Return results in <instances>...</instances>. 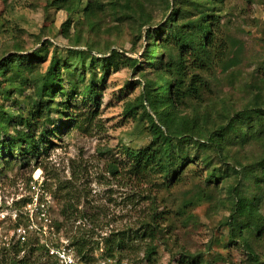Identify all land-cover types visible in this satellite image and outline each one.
I'll return each instance as SVG.
<instances>
[{"label": "rangeland", "instance_id": "rangeland-1", "mask_svg": "<svg viewBox=\"0 0 264 264\" xmlns=\"http://www.w3.org/2000/svg\"><path fill=\"white\" fill-rule=\"evenodd\" d=\"M98 1L101 9L95 15L70 20L65 8L50 0H0V60L12 52L28 54L39 49V55L29 58L31 72L24 68L14 75L10 86L21 84L22 91L13 89L6 96L3 88L9 86L6 78L10 75L0 73V106L12 110L16 120L18 115L26 116L31 103L35 104L31 79L39 83L54 57L74 71L67 75L64 68L61 75L71 97L57 93L52 103L67 100L66 108L56 105L64 113L49 115L56 126L60 117L62 129L46 135L39 121L33 125L34 135L44 140L46 149L36 157L0 154V159L9 160L0 164V264H60L48 252L50 246L69 249L75 264H146L148 238H128L124 249L114 250L109 258L104 239L116 231L133 234L144 222L157 229L151 241L155 248L152 264H177L181 258H188L189 264H251L247 247L237 231L234 238L230 236L226 219L236 192L255 197L258 220L264 225V167L260 166L264 115L233 123L234 130L219 140L218 147L201 136L232 123L236 112L253 108L256 95L264 110V0ZM175 9L179 13L174 19L181 24L194 20L201 10L217 13L219 30L213 37L209 63L200 66L192 54L183 56L185 68L197 74L199 96L176 110L193 119L200 132L193 133L191 142L181 141L174 148L183 166L175 184L164 188L162 175L156 171L133 173L126 150L151 140L148 119L140 109L145 79L151 77L145 54L151 43L158 58L156 34L166 36L167 20ZM152 33L153 39L147 37ZM87 46L95 58L114 50L113 61L102 69L91 64L88 54L83 52L81 58L77 52ZM73 81L77 92L71 95L68 83ZM93 83L96 104L79 92ZM147 110L157 122L153 111ZM73 119L79 124L74 125ZM52 127L48 123L46 130ZM18 128L13 122L8 135ZM162 142L167 140L162 138ZM40 197L43 215L34 218ZM63 206H69L68 218L60 215ZM31 217L57 243L36 241L37 228L24 226ZM243 234L263 256L264 233L256 236L246 226ZM73 235H84L85 258L69 245Z\"/></svg>", "mask_w": 264, "mask_h": 264}, {"label": "trees", "instance_id": "trees-1", "mask_svg": "<svg viewBox=\"0 0 264 264\" xmlns=\"http://www.w3.org/2000/svg\"><path fill=\"white\" fill-rule=\"evenodd\" d=\"M50 4L65 8L70 20H77L79 15L85 17L95 15V12L101 9V6H98L100 4L98 0H50ZM124 5L127 6V3ZM177 12L178 9L173 10L168 17L166 26L169 29V32L166 36L164 35V37H160L159 34H156L158 37L156 38L158 39L156 48L160 49L158 58L155 59L154 57L157 52L153 50V44L149 43V46L146 49L145 59H148L147 64L150 67L151 74L149 76L151 77L145 79L142 92V100L144 104L141 103L140 109L148 119L151 140L143 147L126 150L127 156L130 159L129 167L131 171L133 173H139L145 170L156 171L162 175L163 181L160 184L164 188H169L175 184L180 169L183 166V160L174 148L178 147L181 141L191 142L192 135H194L193 133H195V131L200 132L196 129L193 119H188L186 116L178 114L179 110H176L178 106H183L187 100L195 101L199 96L197 74L194 72L191 73L185 68L186 64L183 56L192 54L193 57L199 61L198 65L200 66L204 63H209L211 59L210 52H214V47H212L214 44L213 37L215 32L219 30L217 24V17L219 15L217 13L212 15L211 13H205L201 10L194 20H191L187 24H181L174 19ZM64 24L65 22L63 25ZM147 37L153 39L155 34H147ZM40 45H44L43 42ZM170 47L173 48L175 52L170 51ZM89 51L90 48L87 46L85 51L78 50L77 52L82 58L83 52L90 56L91 54H89ZM101 53L103 54L104 52ZM114 54V50H111L109 56L104 58L90 56V63H95L102 69L113 61ZM37 55H39V49H34L28 54H15V52H12L10 55H7L4 59L0 60V73H9L10 75L6 78L9 86L3 88L6 96L10 97L13 93V89L14 91L16 89L22 91L21 84L13 87L10 86L14 84V75L18 74L20 70L24 68H28V72H31L29 58ZM59 61L60 59L58 57H54L49 62L45 72L41 75V78H39V83L36 82V79H31L34 83L32 95L34 96L35 104L33 105V103H31L30 106L32 110L28 112L26 116L22 117L21 115H18L16 120L12 110L0 106V154H13L23 158L25 155H28V157H36L41 150L44 151L46 149L44 146V140L40 137L37 138L33 132L35 121H39V126L46 135H49L50 133L55 135L54 133L57 131L55 130L57 127L62 129L63 123L62 120H60V117L58 118L60 123L56 126L55 123L49 120V115L52 111L56 113H64L63 110L60 111L59 106L56 107L58 102L54 103V105H52V103L57 93L66 94L64 87L62 86L63 78H61L63 69L65 68L64 71L67 72V75H70L73 70H71L68 64L64 63V61H62L63 64L61 66ZM80 67L82 70V63H80ZM9 70L11 72H8ZM81 74L82 73L78 74L80 78ZM75 81L68 83L71 95L77 92V82ZM93 86L94 83L87 84L83 86L82 90L79 92L82 93L84 99L96 104V91ZM70 97L71 96H69L68 99ZM257 100H259V95H256L255 99L252 101L253 108L236 112L232 117V123L224 128H219L216 132H212L211 135H207L206 137L201 136V138L211 146L218 147V145H220L219 140H222L226 133L234 130L233 123L243 124L244 121H247V119H250L251 117L257 118L264 115V110L259 108V104L256 102ZM58 105H60L61 108H66L67 100H60ZM147 108L153 111L158 123L154 121ZM132 110V107L127 108L128 113H132ZM15 121L19 128L14 131L15 133L13 135H8L9 128ZM73 121L74 125L79 124L78 119H73ZM48 123H51L53 127L52 129L46 130ZM162 138H165L167 143H163ZM20 142L22 143L20 144ZM200 145L201 144H198V146ZM8 161V159L2 158L0 159V164L2 165V162L8 164ZM260 166L262 168L264 167V160L260 162ZM40 201H43L41 197L39 199V202ZM25 203H27V201ZM257 205L258 201L255 197H244L235 192L226 223L229 225L230 236L232 238H234L235 232H238L239 239L244 243L250 253L251 264H264V255L262 256L257 253L256 250L249 245L243 234V229H245L246 226H250L251 229L254 230L256 236L264 233V225L258 220L259 212ZM68 207L63 206L60 209V215L64 218L69 217L66 213L68 212ZM34 214L35 218L38 216L39 212H35ZM68 214H72V212H69ZM74 214L75 213H73L72 217L73 220H76L78 216H76L77 214ZM30 221L28 220L24 224L26 228L31 224L38 228L43 227L39 220L31 219ZM57 227H59V225ZM55 231L57 232V229ZM45 232L51 233L49 230L47 231V229L45 231L37 230L36 235L34 234L33 238L35 237L34 239H36V241L37 239L42 238L45 242H49L50 244L57 243L55 242V238L49 236L50 234L48 233V235H45ZM156 232L157 229L154 225L150 222H144L142 226L140 225V229L133 232V234H129L124 230L116 231L112 235L109 234L104 237L107 244L105 257H112L114 250L121 251L124 249L125 242L128 238H148L149 240L146 242L144 250V260L146 264H152V262L155 261V248L151 241ZM86 243L84 235H73L71 236V242L69 245L74 247L80 258H85V251L87 250ZM177 264H189V259L185 258L183 260V258H181L178 260Z\"/></svg>", "mask_w": 264, "mask_h": 264}, {"label": "built area", "instance_id": "built-area-1", "mask_svg": "<svg viewBox=\"0 0 264 264\" xmlns=\"http://www.w3.org/2000/svg\"><path fill=\"white\" fill-rule=\"evenodd\" d=\"M36 203H37V207H36V211L37 212H39V214H38V216L40 215V214H42V207H43V205L41 204L42 203V201H40L39 202V200L38 201H36ZM40 205L42 206L41 208H40ZM43 215V214H42ZM31 219H32V217H31ZM29 226V225H28ZM32 226H35V225H33V224H31L29 227L30 228H32ZM43 226V225H42ZM35 228H37V230L38 231H45L46 229H44L43 227L42 228H38V227H36L35 226ZM20 230V229H19ZM24 230L22 229V232H23ZM48 247V246H47ZM49 248V247H48ZM48 252L51 254V255H54L56 258H57V260L59 261V263L60 264H75V262H74V260H73V255H72V252H70V250L69 249H65V248H62V249H58V248H54V247H52V246H50V249L48 250Z\"/></svg>", "mask_w": 264, "mask_h": 264}]
</instances>
